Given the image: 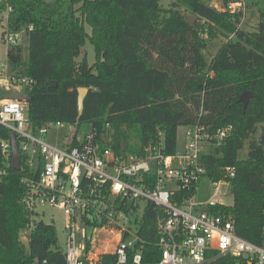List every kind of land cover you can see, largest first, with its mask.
<instances>
[{"label":"trees","instance_id":"1","mask_svg":"<svg viewBox=\"0 0 264 264\" xmlns=\"http://www.w3.org/2000/svg\"><path fill=\"white\" fill-rule=\"evenodd\" d=\"M159 1L6 0L11 7L9 30L32 27L26 32L25 56L21 48L8 52L12 68L32 82L26 90L29 121L34 127L56 121L91 125L97 140L110 136L108 145L116 153H137L158 142L160 133L166 152L173 153L178 127L204 124L213 132L231 125L224 144L211 149L202 162L209 181L229 183L233 205H215L210 211L230 217L239 237L261 245L264 15L248 32L238 27L240 14L219 11L202 0H174L167 11ZM3 7L0 3V12ZM188 15L233 37L209 63L202 55L205 46L197 25H188ZM86 41L94 49L92 65L85 59L76 61ZM79 89L87 90L80 117ZM243 92L252 95L244 107L239 101ZM258 128L260 138L251 140ZM245 147V157L240 158ZM225 167L235 168L233 178L223 177ZM22 194L18 173L10 170L0 181V264H65L54 226L35 223L22 241L29 223V214L19 202ZM159 214L148 204L142 218L138 235L143 242L136 248L142 246L145 262L159 254ZM111 261L110 256L102 257L104 263ZM239 262L225 255L207 264Z\"/></svg>","mask_w":264,"mask_h":264},{"label":"built area","instance_id":"2","mask_svg":"<svg viewBox=\"0 0 264 264\" xmlns=\"http://www.w3.org/2000/svg\"><path fill=\"white\" fill-rule=\"evenodd\" d=\"M0 3L4 4L0 35L6 54L0 60V181L10 170L19 175L23 187L19 202L29 214L23 237L27 239L35 223L43 222L44 208H55L65 217V264H207L225 255L239 258V264H264V238L256 245L239 237L230 217L211 213V207L222 205L219 201L193 200L198 183L206 177L202 157L224 144L231 125L213 132L204 124L187 126L183 149L173 153L166 152L161 133L158 142L137 153H116L108 145L110 136L97 140L91 125L88 132L81 131L83 125L60 121L32 126L26 102L32 82L12 68L8 56L17 48L25 56L23 36L27 38L32 27L11 32V7L6 0ZM223 6L222 11L245 15L243 0H226ZM19 93L23 97H13ZM53 131H65L57 143L47 140ZM11 135L18 170L12 168ZM221 172L231 179L235 168H221ZM211 184L215 192L220 185H229L225 180ZM180 193L184 195L179 197ZM148 204L160 211L156 218L159 254L145 262L142 246L136 245L143 242L138 233ZM103 256L113 261L104 263Z\"/></svg>","mask_w":264,"mask_h":264},{"label":"rangeland","instance_id":"3","mask_svg":"<svg viewBox=\"0 0 264 264\" xmlns=\"http://www.w3.org/2000/svg\"><path fill=\"white\" fill-rule=\"evenodd\" d=\"M49 3L54 2V0H47ZM174 0H160L159 5L162 10H169L171 4ZM204 3L209 4L210 6L216 8L219 11L223 10L222 2L224 0H202ZM218 1V4H217ZM245 6V15H240V21L238 27L244 31L252 32L256 29L259 19L264 15V0H243ZM183 13V10H181ZM190 16V15H188ZM196 28L200 34L201 40L205 46V49L202 51V55L207 63H209L214 56L217 54L221 46L232 40V36H225L218 31L216 27H213L209 24H206L204 21H196ZM87 33H90V28L86 26ZM22 46H27V38L23 36ZM6 57L5 47L3 44H0V60L3 61ZM85 59L89 65H92L95 62V53L92 46L88 41L81 48L80 56L76 59L77 62ZM13 97L21 98L23 95L14 94ZM89 126L83 125L81 131L88 132ZM186 127H178L176 129V150L181 151L185 145L184 134ZM262 133V129L258 128L257 133L252 136V139H259ZM65 134V131L62 132H51L47 136V140L52 143H57V140L62 138V135ZM67 139V138H65ZM246 147L239 153L240 158H244L246 154ZM208 178H203L198 183L197 190L194 194L193 200L196 203H207L209 201H219L220 204L230 207L233 205V196L230 192L229 185L224 184L217 187V192L214 191V188ZM44 217L42 218L43 222L46 224H52L56 229V235L58 239V246L61 250L65 247V232H64V223L65 217L64 214L55 208H44ZM23 242H26V238L21 235Z\"/></svg>","mask_w":264,"mask_h":264},{"label":"water","instance_id":"4","mask_svg":"<svg viewBox=\"0 0 264 264\" xmlns=\"http://www.w3.org/2000/svg\"><path fill=\"white\" fill-rule=\"evenodd\" d=\"M188 20V25L192 26L193 23L195 22L196 18L193 16H187ZM87 93L86 89H79L78 90V117L81 116L82 110H83V100L85 98V95ZM251 93L250 92H243L239 98V101L242 102L243 107L247 104L248 100L251 98ZM12 140V149H13V161H12V168L14 170L19 169V161H18V156H17V147L16 143L14 140L13 135L10 136Z\"/></svg>","mask_w":264,"mask_h":264},{"label":"crops","instance_id":"5","mask_svg":"<svg viewBox=\"0 0 264 264\" xmlns=\"http://www.w3.org/2000/svg\"><path fill=\"white\" fill-rule=\"evenodd\" d=\"M55 1V0H54ZM217 4H218V1H217ZM214 7H216V6H214Z\"/></svg>","mask_w":264,"mask_h":264}]
</instances>
